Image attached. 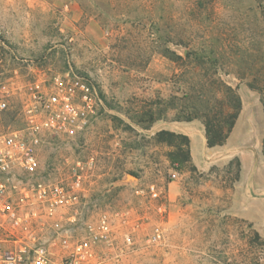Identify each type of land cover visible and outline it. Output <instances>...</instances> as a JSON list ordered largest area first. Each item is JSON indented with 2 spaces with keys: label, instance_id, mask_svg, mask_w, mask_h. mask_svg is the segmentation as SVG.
I'll use <instances>...</instances> for the list:
<instances>
[{
  "label": "rangeland",
  "instance_id": "1",
  "mask_svg": "<svg viewBox=\"0 0 264 264\" xmlns=\"http://www.w3.org/2000/svg\"><path fill=\"white\" fill-rule=\"evenodd\" d=\"M192 51L219 63L176 61ZM204 72L245 105L215 148L201 119L176 121ZM56 78L84 114L44 130L36 175L0 184L14 203L43 183L70 204L31 196L16 228L0 213V264H30L40 249L53 264H264V0H0V133L25 129L31 86ZM177 124L197 132L199 164L158 140L182 134Z\"/></svg>",
  "mask_w": 264,
  "mask_h": 264
},
{
  "label": "built area",
  "instance_id": "2",
  "mask_svg": "<svg viewBox=\"0 0 264 264\" xmlns=\"http://www.w3.org/2000/svg\"><path fill=\"white\" fill-rule=\"evenodd\" d=\"M77 86L81 92L89 90L84 83ZM53 89L49 90L41 83L31 86L29 99L24 105L26 120L25 129L0 133V177L9 179L16 170L34 176L39 171L38 148L41 135L45 129L63 127L72 124L84 114L82 105L74 101V87H68L66 80L56 78ZM86 96V94H84ZM8 102L0 100V108L6 109ZM20 201L12 202V192L5 184H0V213L16 228L21 224L20 213L26 208L25 201L31 196L51 207L70 204L64 188L38 183L32 189H18ZM77 199V197H74ZM21 201L23 203H21ZM53 208H51L53 210ZM88 242L81 243L77 248L78 255H84ZM1 256V255H0ZM4 260H14L13 254L3 256ZM30 264H53L44 249L36 251Z\"/></svg>",
  "mask_w": 264,
  "mask_h": 264
},
{
  "label": "trees",
  "instance_id": "3",
  "mask_svg": "<svg viewBox=\"0 0 264 264\" xmlns=\"http://www.w3.org/2000/svg\"><path fill=\"white\" fill-rule=\"evenodd\" d=\"M175 58L177 59L176 61L193 59L200 70H203L208 65L217 66L219 63L218 56L214 52L205 54L203 51H192L186 53L185 57L175 55ZM197 83L198 89H194L195 93L193 95L184 93L181 98L182 100L186 99L182 109L184 116L178 117L176 121L192 122L196 119H201L205 128L207 147L223 146L233 132L241 115L243 109L242 99L235 88L226 84L220 78H214L208 72L199 74ZM208 89L210 90L209 92H207ZM155 120L154 113L150 111L149 123L152 124ZM157 137L162 142L176 144L175 146L179 152L184 154V161L192 162L189 136L161 130L157 133ZM239 162L237 160L238 164H240ZM232 164L233 161L230 162V165Z\"/></svg>",
  "mask_w": 264,
  "mask_h": 264
},
{
  "label": "crops",
  "instance_id": "4",
  "mask_svg": "<svg viewBox=\"0 0 264 264\" xmlns=\"http://www.w3.org/2000/svg\"><path fill=\"white\" fill-rule=\"evenodd\" d=\"M244 108H245V105H244ZM244 108H243L242 114L244 113ZM189 124H192V123H189ZM189 124H185V125L184 124H177V125H175L174 130L176 132L185 134V135L190 137V140H191V145H190L191 156H192L193 161L196 164H199V162L197 161V158H196V153H195L194 145H193L194 144V136L196 135L197 132H194L193 129L191 128V125H189ZM199 133L203 135V133L205 134V130L202 128V129H200ZM202 139L206 143L205 136L202 137Z\"/></svg>",
  "mask_w": 264,
  "mask_h": 264
}]
</instances>
